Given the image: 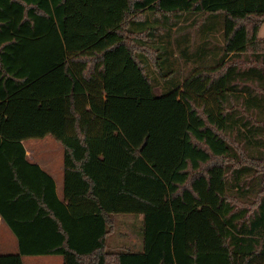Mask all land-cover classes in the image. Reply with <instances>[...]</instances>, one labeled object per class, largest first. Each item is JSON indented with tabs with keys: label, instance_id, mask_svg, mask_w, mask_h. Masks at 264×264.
<instances>
[{
	"label": "trees",
	"instance_id": "1",
	"mask_svg": "<svg viewBox=\"0 0 264 264\" xmlns=\"http://www.w3.org/2000/svg\"><path fill=\"white\" fill-rule=\"evenodd\" d=\"M263 25L264 0H0V264H264ZM48 135L62 198L24 145ZM121 213L141 251L108 250Z\"/></svg>",
	"mask_w": 264,
	"mask_h": 264
},
{
	"label": "rangeland",
	"instance_id": "2",
	"mask_svg": "<svg viewBox=\"0 0 264 264\" xmlns=\"http://www.w3.org/2000/svg\"><path fill=\"white\" fill-rule=\"evenodd\" d=\"M189 24L190 22H188L186 26H188ZM259 38L264 39V25L259 31ZM185 72L186 74H189L187 70H185ZM25 141L26 145H33V155L36 158L41 160H50V158H53V162L59 160V162H61L62 164L64 152L63 148L58 141L52 138V136L48 135L44 138H34ZM55 164L56 163H54V165ZM3 226L4 227H0V253H14L9 248L12 247L13 242H17L16 235L6 223H3ZM3 229H5L7 233H5ZM142 233L143 216L141 214H117L115 216L114 233L111 234L108 239V250L141 251L143 249ZM23 259L25 264H33L31 262L34 260L40 261V264H63V258L60 255H44L42 257L26 256ZM202 264H222V259L219 257L212 258L208 256L202 259Z\"/></svg>",
	"mask_w": 264,
	"mask_h": 264
},
{
	"label": "crops",
	"instance_id": "3",
	"mask_svg": "<svg viewBox=\"0 0 264 264\" xmlns=\"http://www.w3.org/2000/svg\"><path fill=\"white\" fill-rule=\"evenodd\" d=\"M26 141H24V145L27 149V153H28V156L29 158L34 161V162H37L45 171H47L55 180V183H56V191H57V194L60 198L63 197V191H64V170H63V161H62V164L61 162L56 161V162H53V158H50L49 159H45V160H41V159H38L36 158L34 155H33V145H26L25 144ZM37 147V146H36ZM62 157V156H61ZM61 159V158H60ZM54 163H56L54 165ZM3 223H6L2 218H0V227H4L3 226ZM7 224V223H6ZM8 225V224H7ZM5 233L6 230L3 229ZM17 238V237H16ZM10 250H12V252H18L19 251V243H18V239H17V242H13L12 243V247L9 248ZM44 255H35V256H31V257H42ZM48 256H54V255H48ZM26 257V256H24ZM23 257V258H24ZM62 257V256H61ZM24 260V259H23ZM57 260V259H56ZM59 261V260H58ZM40 261H37V260H34L32 261L31 263L33 264H40L39 263ZM25 263V262H24Z\"/></svg>",
	"mask_w": 264,
	"mask_h": 264
}]
</instances>
